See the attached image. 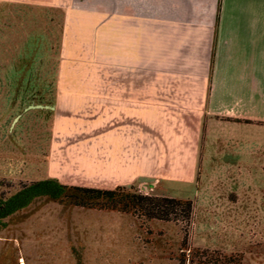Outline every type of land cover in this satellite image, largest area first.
Wrapping results in <instances>:
<instances>
[{"label": "crops", "instance_id": "0c3cea01", "mask_svg": "<svg viewBox=\"0 0 264 264\" xmlns=\"http://www.w3.org/2000/svg\"><path fill=\"white\" fill-rule=\"evenodd\" d=\"M8 1L80 10L65 47L77 32L110 58V79L55 83L53 154L86 164L96 188L264 164V0ZM235 174L241 200L249 186Z\"/></svg>", "mask_w": 264, "mask_h": 264}, {"label": "rangeland", "instance_id": "374dc122", "mask_svg": "<svg viewBox=\"0 0 264 264\" xmlns=\"http://www.w3.org/2000/svg\"><path fill=\"white\" fill-rule=\"evenodd\" d=\"M78 11L0 0V202L36 180L98 187L83 170L86 164L52 149L55 83L110 79L103 49L94 55L77 32L68 33L65 47L69 15ZM236 172L249 186L241 200L229 184L232 178L237 189ZM132 186L189 199L190 224L81 207L73 203L76 192L64 188L0 216V264H177L183 230L190 248L264 264V164H198L190 185L140 180Z\"/></svg>", "mask_w": 264, "mask_h": 264}, {"label": "trees", "instance_id": "16d2710c", "mask_svg": "<svg viewBox=\"0 0 264 264\" xmlns=\"http://www.w3.org/2000/svg\"><path fill=\"white\" fill-rule=\"evenodd\" d=\"M70 188L74 205L96 209H113L129 212L143 219H156L183 223L186 228L192 218V203L189 199H177L168 196L144 194L133 186H115L101 189L88 186H66L54 179H44L23 183L16 193L0 202V216H6L26 205L39 195L59 196L62 189ZM186 230H183L182 248L176 256L177 264H241L240 256H225L216 250L190 248L186 245Z\"/></svg>", "mask_w": 264, "mask_h": 264}]
</instances>
